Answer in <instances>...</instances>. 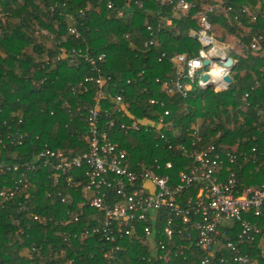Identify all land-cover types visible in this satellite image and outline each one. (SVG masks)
<instances>
[{"label":"trees","instance_id":"obj_1","mask_svg":"<svg viewBox=\"0 0 264 264\" xmlns=\"http://www.w3.org/2000/svg\"><path fill=\"white\" fill-rule=\"evenodd\" d=\"M108 1L112 3L110 8ZM189 1L191 9L179 14L173 11L174 0H0L2 161L12 164L16 161L14 155L26 156L38 151L44 143L54 149L84 148L86 121L73 112L80 106V112L86 116L88 111L83 106H95V87L93 82H85V78L98 73L81 57L78 63L59 58L62 49L74 48L89 55L105 54L100 67L112 77L111 94L123 88L122 94L130 100L135 116L140 118L154 111L148 100L156 98L164 101V107L157 105L155 108L169 111L166 118L178 127L184 139L192 124L200 121V145L214 144L221 153L247 151L256 146L255 162L239 159L230 164L225 160L224 167L235 173L241 186L264 184V116L261 118L256 112L258 109L264 111V56L257 52L264 51V0ZM215 1L230 7L231 11H206L204 6ZM243 8L247 11H242ZM205 12L218 44L228 46L220 40L243 33L246 51L233 55L234 65L227 89L215 92L211 88H196L187 98L168 95L155 79L174 78L170 62L173 54L197 53L200 43L191 31L199 29V16ZM149 25L153 29L152 37L146 29ZM69 27L75 29L77 37L68 32ZM258 34H262V41L254 50L250 41ZM151 38L156 44H148ZM162 53L165 56L159 60ZM128 78L137 81L126 84ZM100 108L101 121L104 122L111 112L115 120L128 122L115 113L112 105L102 103ZM17 129L26 132L21 145L11 143L6 137ZM111 131L112 137L127 149L132 166L141 160L148 164L154 157L166 153L157 147L151 132L142 129L124 133L115 125ZM172 160L176 163L170 171L173 175L190 164L185 158ZM229 170L224 169V173ZM7 175L13 176L6 170L0 173V188ZM46 192L44 184H40L31 189L29 202L24 203L20 192L0 207V264H100L99 235L90 233L84 239L70 236L69 245L63 236L64 232L77 233L85 225L94 224V217L102 218L100 212L85 204L83 216L77 222H70L66 211H76L77 207L60 203L58 197H48ZM79 195H76L77 200ZM21 205L23 210L19 209ZM31 213L38 219L30 217ZM244 217L250 221H264V213L260 218L250 214ZM232 227L221 238L212 264H219L217 260L221 255H230L224 244L236 240L238 223H233ZM259 239L256 237L241 249L256 264H264ZM121 244L123 248L117 253V264H145L142 257L149 255L146 247L129 238ZM32 247L36 250L30 257L28 250ZM200 258V252L191 250L185 258L160 264H191L192 260L200 264Z\"/></svg>","mask_w":264,"mask_h":264},{"label":"built area","instance_id":"obj_2","mask_svg":"<svg viewBox=\"0 0 264 264\" xmlns=\"http://www.w3.org/2000/svg\"><path fill=\"white\" fill-rule=\"evenodd\" d=\"M107 7H112L111 1H108ZM191 7L192 2L189 0H174L173 11L186 13ZM204 8L206 11H231L230 7H225L220 1L206 4ZM242 11L247 10L243 8ZM166 22L171 23L170 20ZM199 24L197 31H191L200 43L197 53L173 54L170 62L174 78L155 79L161 90L168 95L178 94L187 98L196 88H211L220 92L230 84L225 76H230L232 67L224 65L227 57H231L234 64L230 48L218 44L206 12L199 16ZM146 29L152 37V27L149 25ZM68 32L78 36L73 27H69ZM261 41L262 34L253 36L250 47L257 50ZM148 44L154 45L156 41L151 38ZM257 52L264 56V51ZM164 56L165 53H162L158 59ZM60 57L68 58L72 63H78V57H81L98 73L95 77L85 78V82H93L95 87V106H83L88 111L86 116L80 112V106L73 112L86 121L84 148L54 149L44 143L36 152L26 156L14 155L16 161L12 164L2 161L0 148V173L6 170L13 174L5 176L1 183L0 207H4L6 202L20 192L25 199L24 203H27L31 198V189L40 184H44L48 197L56 196L60 203L77 207L76 211H66L70 222H77L83 216L82 207L88 205L100 212L102 218L94 217V224L85 225L77 233L64 232L63 236H66L65 241L69 245L70 236L84 239L90 233L99 235L100 264H117V253L123 248L121 242L125 238L146 247L149 255L142 257L145 264L185 258L191 250L201 253L200 264H212L222 243L221 238L231 231L229 222H237L239 228L236 240H228L224 244L230 255H221L217 261L219 264H256L241 248L253 242L256 237L264 240V221H250L244 215L250 214L254 218L263 215L264 184L239 185L235 173L224 167V163L227 160L234 164L239 159L255 162L258 157L257 147L252 146L247 151L229 150L221 153L214 144L200 145L202 137L199 121L192 124L184 139L178 127L166 118L169 111L155 108L157 105L164 107V101L150 98L148 103L154 106V111L139 118L132 113V104L124 98L123 88L111 94L112 77L100 67L104 63L105 54L89 55L73 48L62 49ZM204 60H209V64L204 65ZM202 74H207L208 79H201ZM136 81V78H128L125 83ZM102 103L112 105L115 113L128 122L115 120L107 108L103 110L108 112V118L101 121ZM256 112L261 118L264 116L262 109ZM71 119L69 117L68 120ZM114 125L124 133L142 129L151 132L157 147L166 153L154 157L148 164L141 160L132 166L127 149L112 137L111 129ZM25 135V131L17 129L10 131L6 137L11 143L21 145ZM176 157L189 159L190 164L182 166L173 175L170 171L176 167V163L172 158ZM224 169L229 172L224 173ZM77 194H80L78 200ZM23 207L21 205L19 209L23 210ZM30 217L38 219L33 213ZM35 250V247L29 249V256ZM191 264L196 263L192 260Z\"/></svg>","mask_w":264,"mask_h":264},{"label":"rangeland","instance_id":"obj_3","mask_svg":"<svg viewBox=\"0 0 264 264\" xmlns=\"http://www.w3.org/2000/svg\"><path fill=\"white\" fill-rule=\"evenodd\" d=\"M245 31H248V29H245ZM220 35V34H218ZM245 36L243 33L242 34H231L225 37L224 40H220V42H223L224 44L228 45L230 48V51H232L233 55L235 53L240 54L241 51H246V48L244 45L246 44L243 42L242 37ZM200 122V121H199Z\"/></svg>","mask_w":264,"mask_h":264},{"label":"water","instance_id":"obj_4","mask_svg":"<svg viewBox=\"0 0 264 264\" xmlns=\"http://www.w3.org/2000/svg\"><path fill=\"white\" fill-rule=\"evenodd\" d=\"M194 38H197L196 35H194ZM226 51L228 52L229 49H226ZM204 65H207L209 64V60H204ZM224 65L225 66H228V67H232L234 64H233V59L231 57H227L225 60H224ZM201 79L203 80H207L208 79V75L207 74H202L201 75ZM225 79L228 81V82H231V77L230 76H225Z\"/></svg>","mask_w":264,"mask_h":264},{"label":"crops","instance_id":"obj_5","mask_svg":"<svg viewBox=\"0 0 264 264\" xmlns=\"http://www.w3.org/2000/svg\"><path fill=\"white\" fill-rule=\"evenodd\" d=\"M256 7H258V4H257ZM231 53H232V51H231ZM235 54H237V53H235ZM232 55H233V53H232ZM140 118H141V117H140ZM229 224H230L231 226H233V224H231V222H229ZM234 226H235V225H234ZM231 228H233V227H231ZM259 245L261 246V248H262V252L264 253V240H263L262 238L259 239Z\"/></svg>","mask_w":264,"mask_h":264}]
</instances>
